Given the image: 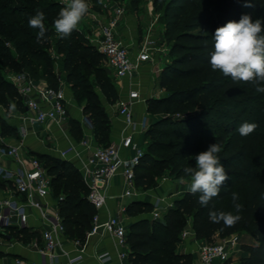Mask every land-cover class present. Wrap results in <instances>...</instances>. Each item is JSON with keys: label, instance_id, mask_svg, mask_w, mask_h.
<instances>
[{"label": "trees", "instance_id": "obj_1", "mask_svg": "<svg viewBox=\"0 0 264 264\" xmlns=\"http://www.w3.org/2000/svg\"><path fill=\"white\" fill-rule=\"evenodd\" d=\"M155 3L163 5L166 34L172 38V45L170 61L158 75L163 95L146 102L147 112L162 118L150 124L145 133L144 155L135 167L137 187L144 191L152 189L157 176L177 161L187 159L186 167H194L190 159L212 143L222 147L219 155L229 178L219 196L207 207L199 203L198 194L189 191L160 218L153 216L151 203L139 200L130 203L127 214L139 218L127 231L128 264H194L193 254L178 252L191 220L197 239L209 244L250 232L258 244L243 246L249 256L241 264H264V93L257 92L251 83H234L221 72H213L208 62L216 28L230 20L238 21L244 14L264 22V0H254L253 7H245V0H156ZM64 6L57 0H0V66L2 61H7L48 85L57 84L63 76L83 104V113L94 128L96 142L108 146L111 119L95 83L112 106L119 100V90L112 80L113 74L108 73L105 55L80 30H74L66 39L52 38L56 33L50 28L51 23ZM37 10L45 13L47 32L43 40L37 39V29L28 26V20ZM11 47L17 56L10 54ZM53 52L62 57L61 74L57 73ZM23 104L16 85L0 78V106H14L26 112ZM244 122L257 125L247 137L237 132ZM70 124L74 132L81 134L78 140L75 137L79 142L83 138L81 124L76 120ZM6 125L13 134H19L17 128ZM158 152L170 155L159 158ZM38 158L52 179V191L54 185L62 187V196H55L60 197L58 210L66 236L84 242L97 210L88 200L90 190L82 173L73 163L69 169L62 167L57 171V164L71 162L54 156ZM4 186L0 180V188ZM232 192L237 193L238 200L232 199ZM210 209L231 212L240 219L234 226L225 227L223 222L209 220ZM8 230L19 232V241L23 243L42 241L37 229L10 227ZM0 236L15 239L7 233Z\"/></svg>", "mask_w": 264, "mask_h": 264}, {"label": "built area", "instance_id": "obj_2", "mask_svg": "<svg viewBox=\"0 0 264 264\" xmlns=\"http://www.w3.org/2000/svg\"><path fill=\"white\" fill-rule=\"evenodd\" d=\"M110 11V16L91 11L89 33L80 31L99 52L105 55L109 70L119 82L125 79L130 80L128 93L121 96L115 105L117 114L125 123L122 138L119 142L101 146L93 135L85 134L80 142L70 144L68 148L60 151V154L66 160H71L70 156L73 154L72 158L80 162L79 170L90 190L88 200L97 210L87 237L103 234L115 237L121 247L120 256L125 259L129 255L127 252L128 227L125 221L128 206L122 205L117 212L106 219L101 217L100 210L107 206L108 189L117 176L123 178L122 198L139 195L135 167L144 155V145L138 146L137 139L139 135L146 133L149 124L139 123L136 119L135 106L144 98L135 86L134 80L144 65L159 64L161 54L162 52L166 54V50L161 49V41L155 30L156 19L149 22L142 36H138L131 45H128L121 38V31L125 24V8L115 4ZM52 55L58 69L61 61L55 52ZM13 82L26 103V112L19 116L22 123L30 124L32 128L48 123L63 128L70 121L64 86L55 88L48 84H40L27 72L14 76ZM27 132L25 130L24 133L27 134ZM6 160L13 161L16 167L12 169L0 164V176L11 182L13 186L9 197L0 200V233H4L7 228L13 226H18L20 229L28 228L31 217L30 208H33L38 211L45 226L41 231L42 241H33L34 248L43 255L49 256L51 260L57 257L58 250L69 256L63 248L67 239L63 218L58 209L52 211L46 203L53 191L52 179L45 165L38 157L29 156L22 143H10L0 134V161ZM160 201L161 199H158L153 212L156 218L162 215ZM14 219H17L16 223ZM189 235L190 231L186 229L182 235L183 240ZM79 244H81L80 241L77 242V245ZM241 246L242 243L237 234L212 244H203L199 248L198 264H232L234 254ZM98 259L102 262L108 261L109 252L98 254ZM75 261L69 256L70 264H75ZM15 264L27 263L17 259Z\"/></svg>", "mask_w": 264, "mask_h": 264}, {"label": "crops", "instance_id": "obj_3", "mask_svg": "<svg viewBox=\"0 0 264 264\" xmlns=\"http://www.w3.org/2000/svg\"><path fill=\"white\" fill-rule=\"evenodd\" d=\"M135 20L125 22L122 31H121V38L123 42L128 45H131L136 37V22L134 25ZM145 24L144 26H147ZM161 58V57H160ZM58 71L63 72V63L60 64ZM155 70L152 65L146 64L144 65L138 75L134 80L135 86L140 90L142 97L145 95V84L146 80L144 79V75H148L149 73L154 74ZM149 78H147L148 81ZM150 80V79H149ZM37 82L40 84H48L43 79H37ZM144 82V83H143ZM149 83V81H148ZM130 88V80L125 79L121 81L120 86L118 87L119 90V98L121 96H125L128 93ZM66 89V88H65ZM68 88L66 90L67 99H68V110H69V120H76L81 124L83 136L85 134L93 135L95 138L94 128L90 122L85 123L87 119L85 114L83 113V108L81 109L78 107L73 98L68 95ZM144 100L140 101L135 106V114L136 119L139 123L140 118L142 115L147 114V100L146 97H143ZM103 104L106 108V111L111 119V143L119 142L123 135V129L125 127L124 120L121 116L117 114V108L107 103L106 99L101 97ZM106 105H109L110 108ZM27 110V109H26ZM20 114V112H19ZM18 114V116H19ZM16 115V124H19V136L17 137H4L10 143H22L24 145L25 152L31 157H39L41 155H50L56 158L63 159L61 157L60 151L68 148L70 144H76L78 141L74 136V131L72 130V126L70 121L64 125L63 128H58L52 124H44V125H36L34 128L30 126V124L22 123ZM89 121V120H87ZM25 130H27V134H25ZM81 141V140H80ZM79 141V142H80ZM145 144V134L139 135L137 139V145L141 146ZM133 152V151H132ZM73 157V154L70 156L71 160H67L77 168H80V162ZM85 157V156H84ZM0 164L7 167L15 169V164L13 161L6 160L0 161ZM0 179H3L0 176ZM5 186L0 188V200L6 197H9L10 190L13 187L11 182L4 181ZM123 178L122 176H117L110 184L108 189V203L105 208L100 210V215L103 219H106L109 215L114 214L118 211V209L122 205H129L135 200L139 201H147L152 205H156L158 199L160 201V209L161 211H166L170 207L174 205L176 200L181 198L187 191L188 187H186V191L183 190L182 185L177 184L174 192H170L168 183H163L162 185L144 191L138 190L139 195L133 196L130 198H122L123 193ZM174 194L172 197H169V194ZM59 196H55L52 194L48 200L47 204L51 207V210L58 209L59 204ZM155 209V207H154ZM30 223L28 228L29 229H37L40 232L44 229V224L40 218V215L37 210L30 208ZM139 217H132L129 214L125 215V221L127 227L129 228L132 223H134ZM134 219V220H133ZM14 222H17V219H14ZM15 228L20 229L18 226H13ZM190 231V235L188 238L184 239L178 245V252L179 253H190L194 256V264L199 263V248L201 245L206 244L205 240H199L196 237V234L193 229L192 220L189 222L188 228ZM240 237L242 246L236 250L234 257L232 259V264H241L242 260L249 256V252L243 249L244 245H257V239L249 233L243 232L241 234H237ZM0 239L5 241V246L3 248V254L0 255V264H15L17 259H22L27 264H70L69 263V256L72 259H75V264H128V257L123 259L120 256L121 247L119 246L118 240L109 235H94L91 237H87L84 242L77 245V240L74 239H67L65 240L63 248L68 252L69 256L62 254L61 250L56 252L57 257L53 260L50 259L49 256H45L40 251H38L32 243H23L21 241H17L16 239H7L0 236ZM8 245V246H7ZM1 248V249H2ZM103 252H109L110 259L106 262H102L98 259V254ZM129 254V246L127 249ZM129 256V255H128Z\"/></svg>", "mask_w": 264, "mask_h": 264}, {"label": "clouds", "instance_id": "obj_4", "mask_svg": "<svg viewBox=\"0 0 264 264\" xmlns=\"http://www.w3.org/2000/svg\"><path fill=\"white\" fill-rule=\"evenodd\" d=\"M245 7H253L254 0H245ZM87 0H67V3L58 13L53 22L55 33L59 38H69L79 23L89 13ZM45 13L37 10L28 20L31 29H37V39L43 40L47 32ZM213 51L210 53L209 65L213 72L219 71L230 77L234 83H251L257 92L264 93V22L261 19L253 20L249 14L241 18L230 20L223 26L217 27L212 35ZM257 125L244 122L237 132L242 137L253 133ZM222 147L218 143L210 144L206 150L194 156L195 164L183 169L185 183L187 178L188 191L198 194L199 203L207 207L209 202L218 197L221 188L228 181V173L221 163ZM232 199L238 200L237 193H231ZM239 206L237 211H239ZM209 220L221 223L225 227H232L239 221V215L231 212L209 210Z\"/></svg>", "mask_w": 264, "mask_h": 264}, {"label": "rangeland", "instance_id": "obj_5", "mask_svg": "<svg viewBox=\"0 0 264 264\" xmlns=\"http://www.w3.org/2000/svg\"><path fill=\"white\" fill-rule=\"evenodd\" d=\"M40 1H43V0H40ZM57 1L64 4V5H66V3H67V2H63V0H57ZM155 1L156 0H136V2L133 3L131 0H87V3L90 6L89 13L82 19V21L79 23L78 28H77L78 30H83V31L89 33V31H90V28H89L90 27L89 26L90 12L91 11H97V12H100L102 14H107L110 16L111 15L110 9H111L112 5H115V4H119L120 6L125 8V17H124L125 22L132 21L133 19L135 20V22H136V35L135 36L136 37L142 36V34L144 33V30H145V27H146V26H144L145 24H147V23L149 24V22L153 21L154 19L157 20V23L155 25V30H156L157 35L159 36L158 37L159 40L161 41V44H160L161 49L166 50V54H164L162 52L159 64H157L156 66H153L154 70H156V72H154V74L149 73V76L144 75V79L146 80V83H147L144 86L147 90H145L146 93H144L145 95L143 97H146V99L147 98L150 99L153 97H160L161 95H163V91L158 86V74H159L160 70H162L164 68V66L166 64H168V62L170 61L169 50L171 49V45H172V38L168 37L166 34V32H167V29H166L167 28V21L163 17V5L156 4ZM135 22H134V25H135ZM50 28H53V30H54L53 23H51ZM54 32H55V30H54ZM52 38H54V40H55V38L59 39L57 34L56 35L53 34ZM7 45L10 46L9 44H7ZM10 54L11 55L13 54V56H17L16 50L13 47H11V49H10ZM56 55H57V57H59L61 63H63L62 57L59 56L57 53H56ZM1 64L2 65L0 66V78L1 79H7V80L11 81L12 83H14L13 77L17 76L22 71L12 67L11 65H9L7 61L6 62L2 61ZM107 68H108V65H107ZM57 73L61 74V71H57ZM60 78L61 79L58 80L57 84H54V82H51L49 85H51V86L54 85V86H58V87L64 86V88H66V90L68 88V90H69L68 95L70 97H72L75 104L82 109L83 104L79 101L77 94L74 91H72L71 88L67 85L65 78L63 76H61ZM147 78L150 79V80L148 79L149 83L147 81ZM112 80H113L116 88L120 86L121 82H119L113 75H112ZM94 83H95V81H94ZM95 87L98 90V93L101 95V97H103V95L99 92V88L97 87L96 83H95ZM25 106H26V103L24 101V104L22 105V107L24 108ZM106 106L108 107V109L110 108L109 105H106ZM19 112H20V114H19ZM23 113L24 112H21V111H18L17 109H15L14 106H9L8 108H6L4 106H0V134H2L4 136L12 137V138L13 137L18 138L19 134L16 135L15 133L13 134L11 131H9L6 124L13 126V127L18 129L19 124H16L17 120L15 117H16V115L18 116V114H19V116H20ZM83 118L89 120V118L86 115ZM160 118H162L161 115H152V114H149L147 112L146 115L144 114L141 116L140 122L141 123L145 122V123L150 125L154 121H156ZM87 120L85 123L90 124V120L89 121H87ZM18 131H19V129H18ZM80 135L81 134H77V132H74V136L77 138V140L80 138ZM169 155H170V153H168V152H158L156 154V156H158L159 158L167 157ZM194 156L190 160L195 163ZM63 161H66L69 163V161H67V160H63ZM187 162H188L187 159L180 160V161H177L175 163V166L166 167L164 173L157 176V182L153 188H156V187H158V186H160L166 182V183H168V186L170 187L169 188L170 192H174L177 184L182 185L183 190L186 191L187 178L185 177V180H186L185 183H181L180 178L184 177V175H185L184 173H181V172L186 167ZM70 164H72V163H69V165H64L62 163H59L56 165V170L61 171L62 167L69 169L71 166ZM0 180L2 182L5 181V179H0ZM53 194L62 196V187L58 186V185H54ZM173 195L170 193L169 197H172ZM152 212H155V209H153ZM164 212L165 211H161V214H163ZM67 228L69 229V228H71V226L67 225ZM4 233H7V234H9V236L14 237L17 241L21 237L19 232L14 231V230H8V228L4 231ZM246 233L250 234V232H246ZM4 246H5V241L0 239V253H2V254L4 253L3 252ZM2 254H0V255H2Z\"/></svg>", "mask_w": 264, "mask_h": 264}, {"label": "water", "instance_id": "obj_6", "mask_svg": "<svg viewBox=\"0 0 264 264\" xmlns=\"http://www.w3.org/2000/svg\"><path fill=\"white\" fill-rule=\"evenodd\" d=\"M108 73H111V71L108 69Z\"/></svg>", "mask_w": 264, "mask_h": 264}]
</instances>
